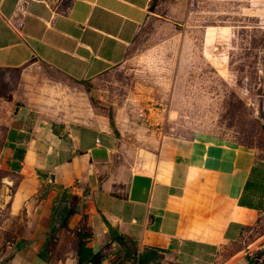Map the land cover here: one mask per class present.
<instances>
[{"label":"crops","instance_id":"crops-1","mask_svg":"<svg viewBox=\"0 0 264 264\" xmlns=\"http://www.w3.org/2000/svg\"><path fill=\"white\" fill-rule=\"evenodd\" d=\"M152 2L0 0V70L36 63L74 84L95 78L125 61ZM241 9L264 27V0H242ZM15 102L0 96L2 161L13 178L8 212L23 214L26 222L14 247L9 241L3 247L0 234V264H67L39 255L58 225L55 216L63 213V192L77 197L78 205L59 229L81 227L86 215L85 241L102 255L99 264L253 260L240 252L227 255L226 248L264 209V157L256 151L196 134L153 132L129 142L118 125L87 123L84 96L60 111ZM253 261L264 264V250Z\"/></svg>","mask_w":264,"mask_h":264},{"label":"rangeland","instance_id":"rangeland-1","mask_svg":"<svg viewBox=\"0 0 264 264\" xmlns=\"http://www.w3.org/2000/svg\"><path fill=\"white\" fill-rule=\"evenodd\" d=\"M53 1L63 6L66 0ZM241 4L242 0H156L123 63L80 84L43 64L3 69L0 96L16 100L15 106L37 101L58 111L62 104L75 102V96H84L89 100L87 123L118 125L129 142L153 132L206 135L264 157V27L260 19L243 15ZM4 134L0 123V234L3 247L7 241L14 247L26 219L8 212V184L13 178L2 161ZM73 204L78 205V199L71 202L70 197ZM82 222L81 227L60 228L50 238V262L76 264L75 231L89 230L86 215ZM262 245L264 209L248 220L226 254L240 252L254 260L263 254Z\"/></svg>","mask_w":264,"mask_h":264},{"label":"trees","instance_id":"trees-1","mask_svg":"<svg viewBox=\"0 0 264 264\" xmlns=\"http://www.w3.org/2000/svg\"><path fill=\"white\" fill-rule=\"evenodd\" d=\"M155 1L156 0H153V2L151 3V5L149 7L150 9L154 7ZM111 123H112V121H111ZM45 195H46V191H43L41 196L44 197ZM70 197H71V202H76L77 201V198L75 196H70L66 192H63L61 194L60 200L63 201L65 199H67V198L70 199ZM75 206L76 205L73 204L72 206L64 207L62 215L59 218H57L55 216L56 221H58V225L51 229V231L49 232L48 237L46 239L45 246H44L43 250L39 253V255L44 260H48L46 247H47L48 242L50 241V238H52V237L54 238L55 237V234H56V232H58L59 227L66 226V221L76 211V207ZM88 234L89 233L87 231L77 232V236L79 237L78 247H77V250H78L77 251L78 252L77 264H86V263L99 264L101 259H102V255L99 252L98 253H92L91 250H90V247L87 245V242L85 241V239L88 236ZM117 240L121 241L122 238L118 237ZM152 253H153L154 256L159 257L156 251H153ZM140 259H141V257L139 258V261H140ZM249 264H255V261L250 260Z\"/></svg>","mask_w":264,"mask_h":264},{"label":"built area","instance_id":"built-area-1","mask_svg":"<svg viewBox=\"0 0 264 264\" xmlns=\"http://www.w3.org/2000/svg\"><path fill=\"white\" fill-rule=\"evenodd\" d=\"M62 206H64V207H69V206H70V199H69V198L65 199V200L62 202Z\"/></svg>","mask_w":264,"mask_h":264},{"label":"bare ground","instance_id":"bare-ground-1","mask_svg":"<svg viewBox=\"0 0 264 264\" xmlns=\"http://www.w3.org/2000/svg\"><path fill=\"white\" fill-rule=\"evenodd\" d=\"M49 89V88H48ZM76 97V96H75ZM81 101V100H80ZM86 104H87V102H86ZM86 106V105H85ZM84 113H86V111H84Z\"/></svg>","mask_w":264,"mask_h":264}]
</instances>
